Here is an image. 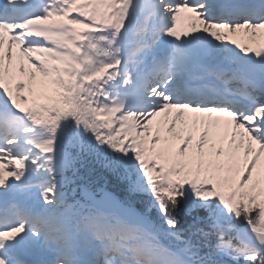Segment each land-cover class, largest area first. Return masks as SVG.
Masks as SVG:
<instances>
[{
    "label": "snow or ice",
    "instance_id": "snow-or-ice-1",
    "mask_svg": "<svg viewBox=\"0 0 264 264\" xmlns=\"http://www.w3.org/2000/svg\"><path fill=\"white\" fill-rule=\"evenodd\" d=\"M0 264H264V0H0Z\"/></svg>",
    "mask_w": 264,
    "mask_h": 264
}]
</instances>
